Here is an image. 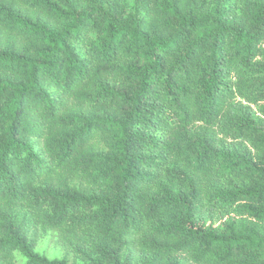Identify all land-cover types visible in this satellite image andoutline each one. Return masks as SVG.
<instances>
[{"label":"trees","instance_id":"obj_1","mask_svg":"<svg viewBox=\"0 0 264 264\" xmlns=\"http://www.w3.org/2000/svg\"><path fill=\"white\" fill-rule=\"evenodd\" d=\"M0 264H264V0H0Z\"/></svg>","mask_w":264,"mask_h":264},{"label":"rangeland","instance_id":"obj_2","mask_svg":"<svg viewBox=\"0 0 264 264\" xmlns=\"http://www.w3.org/2000/svg\"><path fill=\"white\" fill-rule=\"evenodd\" d=\"M47 243H46V241H43L42 243H41V245H40V247L39 248H46L47 247V245H46ZM48 250H50V252H52L53 253V250L49 247L48 248Z\"/></svg>","mask_w":264,"mask_h":264}]
</instances>
